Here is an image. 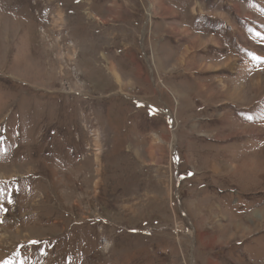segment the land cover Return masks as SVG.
<instances>
[{
    "label": "rangeland",
    "instance_id": "rangeland-1",
    "mask_svg": "<svg viewBox=\"0 0 264 264\" xmlns=\"http://www.w3.org/2000/svg\"><path fill=\"white\" fill-rule=\"evenodd\" d=\"M0 264H264V0H0Z\"/></svg>",
    "mask_w": 264,
    "mask_h": 264
},
{
    "label": "crops",
    "instance_id": "crops-1",
    "mask_svg": "<svg viewBox=\"0 0 264 264\" xmlns=\"http://www.w3.org/2000/svg\"><path fill=\"white\" fill-rule=\"evenodd\" d=\"M167 11H170V8H167ZM209 16V15H208ZM209 17H211V16H209ZM241 47V46H240ZM241 48H243V47H241ZM253 54V53H252ZM257 56H255L254 55V57H252V59H249L248 58V60H247V62L250 60V62H252V61H255L256 60V63L258 62V59L256 58ZM253 58H255V59H253ZM137 101H140V100H137Z\"/></svg>",
    "mask_w": 264,
    "mask_h": 264
},
{
    "label": "snow or ice",
    "instance_id": "snow-or-ice-1",
    "mask_svg": "<svg viewBox=\"0 0 264 264\" xmlns=\"http://www.w3.org/2000/svg\"><path fill=\"white\" fill-rule=\"evenodd\" d=\"M257 59H259V57H256Z\"/></svg>",
    "mask_w": 264,
    "mask_h": 264
}]
</instances>
